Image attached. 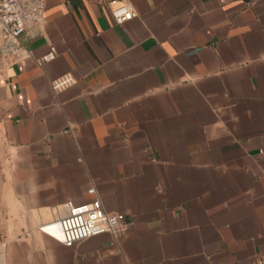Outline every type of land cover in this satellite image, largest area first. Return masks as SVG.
<instances>
[{"label": "crops", "instance_id": "crops-1", "mask_svg": "<svg viewBox=\"0 0 264 264\" xmlns=\"http://www.w3.org/2000/svg\"><path fill=\"white\" fill-rule=\"evenodd\" d=\"M126 1L47 0L0 56V264H264V0ZM97 197L116 236L42 229Z\"/></svg>", "mask_w": 264, "mask_h": 264}, {"label": "built area", "instance_id": "built-area-1", "mask_svg": "<svg viewBox=\"0 0 264 264\" xmlns=\"http://www.w3.org/2000/svg\"><path fill=\"white\" fill-rule=\"evenodd\" d=\"M47 0H0V56L11 63L31 55L21 40L29 24H40L44 18ZM112 15L117 23H123L138 15L135 6L126 0H109ZM54 48L43 56L49 60ZM72 82L69 75L53 80V87L60 89ZM90 191L94 192L92 187ZM66 213L43 224L42 229L66 245L102 233L117 235L126 223L123 212L108 211L99 197L89 203L66 202Z\"/></svg>", "mask_w": 264, "mask_h": 264}]
</instances>
